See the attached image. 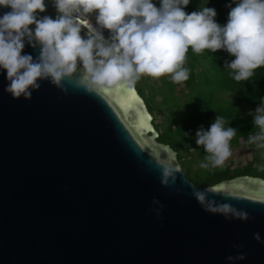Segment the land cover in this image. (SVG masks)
I'll list each match as a JSON object with an SVG mask.
<instances>
[{
  "label": "water",
  "instance_id": "95a60500",
  "mask_svg": "<svg viewBox=\"0 0 264 264\" xmlns=\"http://www.w3.org/2000/svg\"><path fill=\"white\" fill-rule=\"evenodd\" d=\"M45 4L37 19H56L54 0ZM11 10L0 5V18ZM24 43L21 54L35 62L42 46ZM82 68L63 79L67 92L46 79L17 99L0 67V264H233L227 257L241 252L234 264H264L254 235L264 240V178L196 186L158 141L136 84L89 92ZM161 161L180 166L175 184L162 185ZM208 188L217 191L206 200L253 219L206 211L193 189ZM153 198L164 205L160 218Z\"/></svg>",
  "mask_w": 264,
  "mask_h": 264
},
{
  "label": "clouds",
  "instance_id": "9594fccd",
  "mask_svg": "<svg viewBox=\"0 0 264 264\" xmlns=\"http://www.w3.org/2000/svg\"><path fill=\"white\" fill-rule=\"evenodd\" d=\"M189 3L161 0L157 7L152 0H54L57 18L37 19V10H46L45 0H0V5L12 9L0 18V67L7 70L10 82L5 91L13 98L31 99L32 92L41 87L37 81L50 79L67 92L62 81L75 74L80 63L84 75L78 82L89 92L121 85L131 88L143 76L159 79L168 75L172 82L182 83L189 79V69L184 67L189 48L197 54L205 49L213 53L225 49L235 56L226 67L237 82L249 80L255 69L264 66V0H240L235 7L229 6V19L223 27L214 19V8L205 6L187 14L183 6ZM94 11H98L100 28L110 30L109 40L90 23L89 15ZM33 23L34 31L29 27ZM83 27L88 29L87 39L81 36ZM25 37L33 48L42 46L35 62L31 54H21ZM224 124L219 116L209 131H197L196 142L207 153L202 168L223 166L231 156L230 141L236 129L225 128ZM254 124L258 131L249 136L248 142L264 149V105L257 107ZM168 157L174 161L176 153L169 150ZM161 163L165 165L162 185L175 184L180 166ZM215 191L193 189V194L206 211L224 214L228 220L253 219L247 211L206 200V194ZM152 204L158 205L152 211L160 218L164 205L157 198ZM254 235L264 243L258 232ZM246 256L241 252L229 255L227 260L234 264Z\"/></svg>",
  "mask_w": 264,
  "mask_h": 264
},
{
  "label": "trees",
  "instance_id": "16d2710c",
  "mask_svg": "<svg viewBox=\"0 0 264 264\" xmlns=\"http://www.w3.org/2000/svg\"><path fill=\"white\" fill-rule=\"evenodd\" d=\"M161 6V0H152ZM240 0H190L183 6L187 14L201 11L203 7L216 10L215 21L226 26L231 7ZM231 6V7H229ZM235 56L225 49L215 53L205 49L197 54L189 48L184 67L189 69V79L182 83L172 82L170 76L160 77L162 84L152 82V77L143 76L136 88L153 116V125L159 132L158 141L168 144L177 152V157L186 177L196 186L206 187L239 175L264 178V149L248 142L258 128L254 124L255 112H247L243 106L257 108L264 105V66L254 70L247 81H235L226 67ZM251 113V114H250ZM223 117L224 127L236 129L230 141V149L240 145L255 148L250 160L236 167L232 160L223 166L202 168L207 153L197 144V131L210 126L217 117Z\"/></svg>",
  "mask_w": 264,
  "mask_h": 264
},
{
  "label": "rangeland",
  "instance_id": "374dc122",
  "mask_svg": "<svg viewBox=\"0 0 264 264\" xmlns=\"http://www.w3.org/2000/svg\"><path fill=\"white\" fill-rule=\"evenodd\" d=\"M152 82L162 84L161 79L152 78ZM242 109L247 112H255L257 108H251L243 106ZM231 150V156L227 160H232L236 167L244 166L251 158V156L257 152L255 148H251L245 145H240ZM260 158L264 159V152L260 155Z\"/></svg>",
  "mask_w": 264,
  "mask_h": 264
},
{
  "label": "built area",
  "instance_id": "2783aa9c",
  "mask_svg": "<svg viewBox=\"0 0 264 264\" xmlns=\"http://www.w3.org/2000/svg\"><path fill=\"white\" fill-rule=\"evenodd\" d=\"M95 12H96L95 15H91V14L89 15L90 23H91L94 27H96L98 30H100L104 36H106L107 38L110 39V37H111V32H110V30H108V29H106V28H100V26H99V24H98V22H97V20H96V17H97V15H98V11H95Z\"/></svg>",
  "mask_w": 264,
  "mask_h": 264
}]
</instances>
